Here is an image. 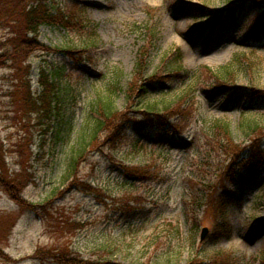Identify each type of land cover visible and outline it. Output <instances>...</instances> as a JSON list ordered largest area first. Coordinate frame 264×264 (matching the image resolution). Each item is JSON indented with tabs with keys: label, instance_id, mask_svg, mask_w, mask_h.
<instances>
[{
	"label": "rangeland",
	"instance_id": "obj_1",
	"mask_svg": "<svg viewBox=\"0 0 264 264\" xmlns=\"http://www.w3.org/2000/svg\"><path fill=\"white\" fill-rule=\"evenodd\" d=\"M241 1H55L69 13L85 8L83 15L93 28H41L39 40L50 51L30 59L32 89L39 94L41 67L58 72L60 115L50 120L25 113L15 97L12 71L0 68V175L4 177L6 165L7 180L22 186L16 193L20 202L0 184V264H66L38 256V250L118 264H225L229 255L235 259L231 264H264V172L250 180L238 169L235 190L221 209L226 192L207 184L211 178L217 183V168L204 165L214 122H230L238 142L248 138L247 123L264 128V95L255 91L264 93V40L247 41L264 9L256 11L252 3L240 17H230L226 12ZM150 34L154 47L145 76L162 74V62L176 49L192 74L167 77L142 106L156 104L162 110L188 103L190 94L197 109L176 129L129 130L117 149L100 141L86 150L70 175L86 116L98 96H109L111 82L118 84L114 108L123 113L142 109L127 92L139 50ZM88 38L94 42L91 60L61 51L81 48ZM231 63L235 79L223 86L207 71L218 72ZM261 136L264 142V129ZM123 163L150 164L156 177L129 179L121 170ZM211 199L214 205L209 206ZM224 223L226 232L218 233L215 227ZM203 228L208 234L201 240Z\"/></svg>",
	"mask_w": 264,
	"mask_h": 264
},
{
	"label": "trees",
	"instance_id": "obj_2",
	"mask_svg": "<svg viewBox=\"0 0 264 264\" xmlns=\"http://www.w3.org/2000/svg\"><path fill=\"white\" fill-rule=\"evenodd\" d=\"M55 1L57 0H0V32H4L3 37L0 38V68L8 67L12 71L11 78L15 81L14 86L16 88L15 97L25 113L37 112L40 117L46 120L60 115V86L56 79V76L59 75L58 72L54 70L50 73L47 68L41 67L38 70L37 80L39 94H35L32 89L30 59L36 52L48 53L50 51V48L39 40L41 28L43 26L61 27L72 32H84L89 31L87 28H93V25L87 22V17L83 15L85 8L79 7L78 12L69 13L60 8L57 5L58 2ZM263 1L258 3L251 0H242L240 5L233 2L234 6L226 13H229L230 17H240L246 13L248 5H252V3H255L254 9L260 11L264 9ZM254 28L253 36L248 37L247 41L259 43L264 40V15L261 16ZM147 32L149 33V29H147ZM87 40L90 42H87ZM87 40L81 48L61 51L73 59L78 56V60H91L89 55L92 52L94 42L90 38ZM148 40L139 50L136 69L127 92L128 99L130 101L138 99L139 101L135 105H140L142 109L133 110L132 113L130 110L123 113V111L114 108L113 94L116 92L118 84L111 82L108 89L109 96L106 99L98 96L95 100L96 106L86 116V126H83L78 138L80 148L78 147V150L75 151L76 155H73L68 167L70 175L75 172L86 150L100 144V141L104 146L117 149L120 144L124 143L129 130L135 134H144L145 132H157L170 127L173 129L178 128L186 115L188 116L189 113H192V110L197 109L196 106L194 107L196 102L194 96H191L188 92L186 93L189 94L186 95L188 103L168 104L162 110L156 104L142 106L145 103L144 101L152 95L151 89H157L159 85H164V80L167 77H185L192 74L190 70L183 67V55L180 49H176L162 62V74L154 73L145 76L144 73L149 66L148 59L151 49L154 47L153 34L149 35ZM207 71L222 86L227 81H234V75L236 74L233 63L223 67L218 72H214L209 68H207ZM193 79L196 81L195 83L199 82L197 76L194 75ZM255 91L259 95H264L262 92ZM184 96L180 99H183ZM172 120L176 122L172 123ZM243 126H245L244 122H242ZM246 128L248 129L246 132L247 140L238 142L234 139L232 126L227 120H218L212 126V135L208 139L204 165L209 169L217 168L214 170V178L217 179V183L214 184L211 180L213 178H211L207 184L210 189L215 190L218 187L226 192V199H224L225 202H223L221 209L227 207L229 203L227 197L230 198V192L235 190L238 169H241L244 177L250 180H256L264 172V142L261 136L264 128L258 124L252 125L250 123L246 124ZM48 129L49 125L47 126ZM72 129L73 125L70 126V131ZM47 130L43 131L46 132ZM0 151L3 152L1 143ZM4 170V177L0 175V184L12 198L18 201L20 198L16 193L20 192L22 186L18 187V185L21 183L15 182L16 180H7L9 173L6 165ZM121 170L129 179L136 181H148L156 177L154 167L150 164L132 166L123 163ZM16 183L18 184L16 185ZM208 204L209 206L214 205L213 199ZM222 211L225 210H221L220 215H223ZM169 226L176 229V226L174 227L172 224H169ZM215 229L218 233H225V223L223 225L217 224ZM176 230L179 234V228ZM37 255L46 256L58 263L66 264H118L107 258L93 261L84 260L72 254H70L71 256L68 255V251L56 253L53 250H48L44 254L43 250H38ZM229 256H227L225 264L233 263L234 258H229ZM170 263L169 260L168 264Z\"/></svg>",
	"mask_w": 264,
	"mask_h": 264
},
{
	"label": "water",
	"instance_id": "obj_3",
	"mask_svg": "<svg viewBox=\"0 0 264 264\" xmlns=\"http://www.w3.org/2000/svg\"><path fill=\"white\" fill-rule=\"evenodd\" d=\"M207 234H208V228H203L202 234H201V240H204Z\"/></svg>",
	"mask_w": 264,
	"mask_h": 264
}]
</instances>
